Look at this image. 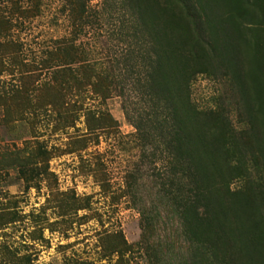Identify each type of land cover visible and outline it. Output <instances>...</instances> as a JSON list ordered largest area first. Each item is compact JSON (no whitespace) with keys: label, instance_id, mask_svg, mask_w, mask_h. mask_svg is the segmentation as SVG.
Masks as SVG:
<instances>
[{"label":"rangeland","instance_id":"rangeland-1","mask_svg":"<svg viewBox=\"0 0 264 264\" xmlns=\"http://www.w3.org/2000/svg\"><path fill=\"white\" fill-rule=\"evenodd\" d=\"M16 1L0 0L11 19L0 26V264H200L161 186L165 155L142 147L122 99L106 100L112 127L85 145L75 144L84 118L56 114L74 102L96 109L83 87L65 98L43 87L52 77L41 70L45 52L66 39L96 72L122 74L134 61L140 70L154 46L180 59L183 96L211 131L246 220L234 264H264V0H89L81 28L68 0H37L30 20L9 13ZM72 68L81 79L84 63ZM127 104L132 118L146 106L133 96ZM40 147L48 160L35 165Z\"/></svg>","mask_w":264,"mask_h":264},{"label":"trees","instance_id":"trees-1","mask_svg":"<svg viewBox=\"0 0 264 264\" xmlns=\"http://www.w3.org/2000/svg\"><path fill=\"white\" fill-rule=\"evenodd\" d=\"M88 1L68 0L66 3L65 10L73 28L76 21H80L77 26L80 28L85 23L83 18ZM10 4L13 8L9 13L20 19L30 20L37 16V0H33L30 6L28 2L22 4L18 0ZM2 13L0 10V26L11 20L4 18ZM144 31L147 30L144 28ZM138 33L143 37L142 29ZM5 43L12 44L10 41ZM168 50L154 46L153 56L139 58L141 62L146 60L141 71L134 61L124 65L122 74H114L96 72L94 66L85 61L83 53H78L72 40L55 42L54 47L45 52L46 58L41 62V70H52L51 80L43 87L46 93L54 91L58 98H65V93H69L72 87L76 93L83 87L85 89L81 92L86 91L88 100L95 103L96 109L82 113L74 109L75 102L70 112L65 108L64 112H56L58 117L71 123L79 120L80 116L84 118L86 133L75 140L79 146L97 136L95 133L99 130L112 127L113 121L105 111L104 103L114 93L119 96L125 116L131 121L134 119L135 137L142 147L152 146L165 155L164 173L159 175L161 186L166 188L173 213L184 228V234L197 244L191 256L200 264H234L237 246L243 241L244 245L248 243L244 233L246 220L241 214L239 216L232 193L225 186V175L221 172L225 163H221L219 155L210 146L208 139L211 131L199 127V114L183 96L180 59L172 58ZM75 61H82L85 65L81 79L72 68ZM35 91L32 88L28 92ZM130 96L139 98L146 105L141 113L138 109L131 110L133 118L130 111L127 112ZM63 105L69 106L65 102ZM152 155L156 157L155 153ZM32 158L38 165L39 161L48 160V152L40 147ZM33 171L35 177L41 173L37 167Z\"/></svg>","mask_w":264,"mask_h":264}]
</instances>
